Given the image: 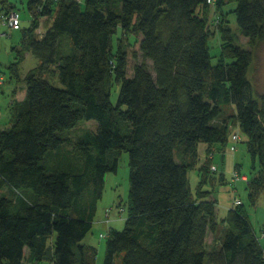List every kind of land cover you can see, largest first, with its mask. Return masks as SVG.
<instances>
[{
    "label": "trees",
    "instance_id": "trees-1",
    "mask_svg": "<svg viewBox=\"0 0 264 264\" xmlns=\"http://www.w3.org/2000/svg\"><path fill=\"white\" fill-rule=\"evenodd\" d=\"M7 2L0 0V13L15 11ZM206 2L84 0L83 8L82 0H28L32 25L10 66L26 96L12 102L10 127L0 130V264H97L98 250L85 239L105 177L117 172L123 151L128 217L122 231L109 230L104 264L117 258L119 264H264V224L260 238L244 202L232 204L221 222L208 188L219 171L215 154L237 151L241 136L229 135L234 125L259 161L245 182L249 205L264 194V92L250 79L253 51L232 43L229 30H219L223 59L212 63L208 18L199 13ZM236 2L242 35L252 44L261 40L264 0ZM123 36L138 43L135 55L143 59L131 78ZM28 52L40 63L22 77ZM56 77L62 88L52 83ZM91 120L96 130L70 136ZM190 170L200 173L196 194ZM235 171L242 172L241 164ZM233 183L232 174L235 194Z\"/></svg>",
    "mask_w": 264,
    "mask_h": 264
},
{
    "label": "rangeland",
    "instance_id": "rangeland-1",
    "mask_svg": "<svg viewBox=\"0 0 264 264\" xmlns=\"http://www.w3.org/2000/svg\"><path fill=\"white\" fill-rule=\"evenodd\" d=\"M8 5H12L13 9L18 13L21 26L17 29H10L7 26L0 25V129L9 127L11 121V104L16 92V98L14 100L21 101L26 96V86L24 83H18L12 72L10 71L11 64L17 60V52L15 48L20 46L21 37L25 30L29 29L32 25V16L28 11V0H7ZM207 4V5H206ZM199 7L200 15L205 14L208 18V28L210 29L209 36V50L212 57V63L218 64L222 61V36L220 31L229 30L232 36V43L242 48L252 50L254 54V60L251 66L250 79L258 86L261 92H264V37L261 40L251 43L248 38L244 37L240 31V27L236 18V0L221 1L214 0V4L208 2ZM217 5L220 6L221 12ZM81 6L84 8V0H82ZM56 14V9L53 16L47 21L42 20L39 29L36 31L37 35L45 33L47 27L52 23ZM221 14V15H220ZM223 18V23H221ZM49 22V25H48ZM220 30V31H219ZM130 41L133 43V35H131ZM124 47L128 51V77H133L134 66L137 63L143 61L140 53L138 52V43L133 45L128 44L127 37L123 36ZM233 59L226 58L223 62L230 63ZM40 61L31 52L26 53L24 61L20 64L19 71L22 77H25L32 70L38 67ZM149 66L152 63L148 61ZM52 83L62 88V84L58 77L52 80ZM120 91V84L115 82L111 89V101L113 104H117ZM98 123L95 120L81 121L77 125V128L71 132L70 136L75 137L83 130H96ZM235 128V129H234ZM234 132H238L241 136V141L238 144L237 151H232L230 147H227L222 152H217L213 163L218 167L219 171L213 174V180L208 182V188L213 192L218 200V216L220 221L225 219L228 215L229 209L233 204L235 198H241L246 204L251 221L253 223L256 234L262 238V220H264V194L260 196L255 207L249 205L246 189L244 183L239 181L235 184L236 191L233 194L232 174L234 167L237 163L241 164V173L251 175L253 172L260 170L259 161L247 149V137L236 126L229 128V135ZM216 148L221 146L215 145ZM218 150V149H217ZM201 156L205 155V149H200ZM118 170L117 172H109L105 177V188L103 196L98 203L97 216L93 225V229L88 237L85 239V243H88L98 250L97 264H104L106 258V246L108 236H106L110 229L122 231L125 227L126 218L128 217L129 209V190H130V167H129V155L123 151L118 158ZM223 177V179H220ZM190 188L193 194H196L197 185L199 182V176L197 170H190L189 172ZM253 210V214L252 210ZM108 213V216H107ZM108 221V222H107ZM222 222V221H221ZM105 237H102V235ZM263 235V236H262ZM262 240V239H261ZM215 238L212 234L208 236L207 246L208 249H212L215 245ZM264 242V241H262ZM218 245V243H216ZM120 263V259H116V264Z\"/></svg>",
    "mask_w": 264,
    "mask_h": 264
},
{
    "label": "built area",
    "instance_id": "built-area-1",
    "mask_svg": "<svg viewBox=\"0 0 264 264\" xmlns=\"http://www.w3.org/2000/svg\"><path fill=\"white\" fill-rule=\"evenodd\" d=\"M208 2L211 4H214V0H208ZM20 24H21V20L16 11L0 13V25L7 26L10 29H16L20 26ZM248 180L249 178L247 174H241L239 171H235L233 173V182L235 184L239 181L248 182ZM242 203H243V200L241 198H235L233 204L234 206H236V205H241ZM107 216H108V213H107ZM102 237H105V235H102Z\"/></svg>",
    "mask_w": 264,
    "mask_h": 264
},
{
    "label": "crops",
    "instance_id": "crops-1",
    "mask_svg": "<svg viewBox=\"0 0 264 264\" xmlns=\"http://www.w3.org/2000/svg\"><path fill=\"white\" fill-rule=\"evenodd\" d=\"M16 92L17 91H14V96H13V99H12V101L11 102H13L14 101V98H16ZM18 100V99H17ZM9 127H10V125H9ZM8 128V127H7ZM6 129V128H5ZM0 130H3V129H0ZM207 148V146L205 145V144H201L200 145V149H202V150H204V149H206ZM205 156V155H204ZM204 156H201V157H204ZM198 171V170H197ZM198 176H199V181H200V173L198 172ZM199 183V182H198ZM242 183H244V185H245V189H246V194H247V198H248V191H247V188H246V183L245 182H242ZM230 210V209H229ZM251 210H252V208H251ZM251 215H254L253 214V210H252V213H251ZM262 223L264 224V220H262ZM262 224V225H263ZM263 240V239H262ZM88 244V243H87ZM90 245V244H89ZM26 253H28V249H26Z\"/></svg>",
    "mask_w": 264,
    "mask_h": 264
}]
</instances>
